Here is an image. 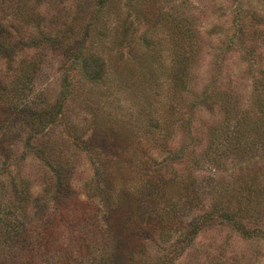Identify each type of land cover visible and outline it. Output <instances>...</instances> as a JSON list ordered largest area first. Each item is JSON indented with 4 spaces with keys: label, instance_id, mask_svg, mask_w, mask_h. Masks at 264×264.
I'll return each mask as SVG.
<instances>
[{
    "label": "rangeland",
    "instance_id": "rangeland-1",
    "mask_svg": "<svg viewBox=\"0 0 264 264\" xmlns=\"http://www.w3.org/2000/svg\"><path fill=\"white\" fill-rule=\"evenodd\" d=\"M25 5L11 35L46 41L0 59V77L21 78L18 94L0 93L14 104L0 202L26 184L36 220L60 193L86 202L92 222L109 187L113 219L125 202L135 212L143 264L164 253V264H264V0ZM79 50L103 58L100 78L83 73ZM212 203L234 225L218 213L192 224ZM81 228L56 239L85 251Z\"/></svg>",
    "mask_w": 264,
    "mask_h": 264
},
{
    "label": "trees",
    "instance_id": "trees-1",
    "mask_svg": "<svg viewBox=\"0 0 264 264\" xmlns=\"http://www.w3.org/2000/svg\"><path fill=\"white\" fill-rule=\"evenodd\" d=\"M26 8L25 0H0V59L7 63L11 62L15 54L24 48L38 47L46 41L44 34L42 37L38 35L28 39L11 35L12 28L16 27V23L25 14ZM8 31L10 33H7ZM74 55L80 58L81 69L88 78L98 79L102 76L104 63L101 56L81 50L76 51ZM35 64L28 60L25 63V69L20 71L22 76H25L28 68ZM3 76L0 77V93L9 90L13 95L18 94L20 74L16 77L15 85L14 83L11 85L12 79L7 82ZM171 80L174 82L173 76ZM13 105L11 100L9 102L0 96V154L3 153V146L6 145L4 142L9 130L8 123L13 120L14 111L11 112L14 109ZM5 112H10V115ZM57 179L61 180V177L58 175ZM14 183L11 191L13 200L6 203L0 202V264H143L146 242L138 233V224L129 216L130 213L135 212L125 202L116 209L124 220L113 219L111 212L116 206H111L109 203L112 199L109 187L101 188L98 192L101 201L106 202L103 204V217L99 221H86L90 213L86 202L60 193H54V201L46 217L36 220L31 213L27 212L29 197H31L27 185L19 186ZM106 184L107 182L104 185ZM113 198L117 201L122 198V195L116 193ZM213 213H218L222 219L234 225L233 213L228 208H218L213 203L208 210L200 213L192 224L203 219V216ZM61 226L70 229H75V226L82 227L80 238L86 237L88 248L83 251L76 245V238L70 237L69 240L76 244L59 242L54 230ZM167 253L173 252L169 250ZM168 255L164 253V256L156 259L155 264H164L163 258L167 259ZM166 261L169 262L170 257Z\"/></svg>",
    "mask_w": 264,
    "mask_h": 264
}]
</instances>
